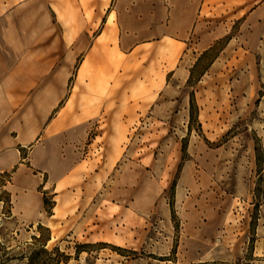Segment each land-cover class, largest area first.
Instances as JSON below:
<instances>
[{
	"label": "rangeland",
	"instance_id": "1",
	"mask_svg": "<svg viewBox=\"0 0 264 264\" xmlns=\"http://www.w3.org/2000/svg\"><path fill=\"white\" fill-rule=\"evenodd\" d=\"M51 1L0 0V16L33 12L46 24L56 14ZM167 6L163 0H111L104 13L121 15L119 41L129 53L142 44L147 17L166 28ZM252 6L197 4L184 49L168 54L172 47L165 44V52L150 49L125 63V80L137 79L144 91L155 80L164 87L131 118L125 154L109 177L91 194L79 190L71 227L50 228L45 219L40 231V221L27 222L30 215L23 222L3 186L10 176H0V241L12 248L3 264H27L22 257L41 234L51 236L50 250L59 246L71 255L62 264H264V8L245 21ZM168 61L175 68L167 69ZM105 130L116 134L102 127L101 135ZM25 192L22 204L31 210L42 203L51 209L52 189ZM77 244L87 246L77 254Z\"/></svg>",
	"mask_w": 264,
	"mask_h": 264
},
{
	"label": "crops",
	"instance_id": "2",
	"mask_svg": "<svg viewBox=\"0 0 264 264\" xmlns=\"http://www.w3.org/2000/svg\"><path fill=\"white\" fill-rule=\"evenodd\" d=\"M163 1L172 4L170 23L162 29L147 17L139 32L143 42L129 53L119 41L121 15L114 10L105 16L111 0H52L56 14L46 24L33 12L0 16V175L10 173L3 186L23 222L30 215L27 222L46 219L60 230L77 221L79 190L91 194L97 181L109 177L125 154L131 118L164 87L163 80H155L144 91L137 79L125 80V63H136L150 49L165 52V44L172 47L168 54H177L196 23L197 4L218 6L225 0ZM236 1L253 5L245 21L264 8V0ZM146 12L151 14L148 6ZM175 66L168 61L166 68ZM102 127L116 134L101 135ZM40 186L52 189L51 214L44 203L34 210L22 204L25 190Z\"/></svg>",
	"mask_w": 264,
	"mask_h": 264
},
{
	"label": "trees",
	"instance_id": "3",
	"mask_svg": "<svg viewBox=\"0 0 264 264\" xmlns=\"http://www.w3.org/2000/svg\"><path fill=\"white\" fill-rule=\"evenodd\" d=\"M206 52L207 51H205L204 54H206ZM195 70L196 69L193 68V70L191 71L190 79L193 78ZM193 97H192V105H191V116L194 115L195 108H196ZM5 173L9 174V176H10L9 172H5ZM5 173H3V174H5ZM4 184H6V183H4ZM44 201H45V203L48 202L46 197L44 198ZM8 204H9V210L8 211H9L10 215H12V212H11L12 200L11 199H9ZM52 207H53V205H52ZM52 207H51V209L46 208V210L48 211L49 214L52 213ZM171 208H172L173 215H175L176 210H175L173 202L171 203ZM43 227H44V225L40 222L38 225L39 230L41 231V229ZM50 240H51V236H48L46 239H44L42 234L40 236L34 235V241L33 242H34V244H37V247L32 249L28 255H24V257H22V259L27 258L28 259L27 264H62V263H67L70 260L71 255L66 254L64 251H62L59 246H55L53 250H50L48 248V242ZM86 246H87V244H77V254L84 251ZM11 249L12 248H9V245L0 241V264H3L6 259L11 258V257H9V254H11Z\"/></svg>",
	"mask_w": 264,
	"mask_h": 264
}]
</instances>
